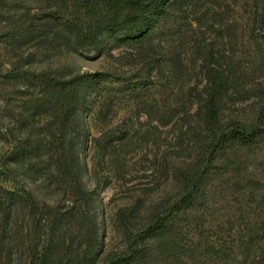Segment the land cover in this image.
<instances>
[{
  "label": "trees",
  "instance_id": "1",
  "mask_svg": "<svg viewBox=\"0 0 264 264\" xmlns=\"http://www.w3.org/2000/svg\"><path fill=\"white\" fill-rule=\"evenodd\" d=\"M34 1L9 33L12 59L0 64L3 99L19 108L11 113L13 128L0 131V141L8 134L15 139L0 155V264H264V199L248 173L264 164V88L255 113L233 117L227 109L249 72L242 63H221L226 34L239 29L250 43L263 44L264 62V0ZM235 5L245 16L233 24L226 14ZM208 34L216 38L207 42ZM156 38L168 40L163 64L150 63L154 70L182 71L190 45L191 63L200 62L205 83L196 101L199 124L190 130L194 155L175 173L174 196L118 210L114 222L123 245L107 252L101 204L88 188L81 156L90 132L86 115L103 93L100 79L30 65L37 55L58 51L99 55L128 46L149 53ZM29 47L35 50L25 56ZM39 122L47 134L40 135ZM107 157L112 165L119 160L115 151ZM218 166L231 176L218 192L234 195L239 216L213 214L220 204L210 196L211 174Z\"/></svg>",
  "mask_w": 264,
  "mask_h": 264
},
{
  "label": "rangeland",
  "instance_id": "2",
  "mask_svg": "<svg viewBox=\"0 0 264 264\" xmlns=\"http://www.w3.org/2000/svg\"><path fill=\"white\" fill-rule=\"evenodd\" d=\"M34 6V0H0V64L12 59L13 53L7 47L15 21ZM233 7L234 10L227 13L226 18L235 24L242 20L245 13L240 7ZM241 31L239 29L232 37L226 34L227 42H223L222 46L225 58H219L223 64L229 62L235 66L242 63L244 67L241 70L249 72L238 82V88L234 91L235 100L227 109V113L233 117L255 113L261 105L259 90L264 88V62L259 56L263 44L260 48L255 46L243 38ZM206 36L207 42L216 38L210 34ZM166 41L156 38L153 41L156 51L149 53L141 47L128 46L99 55L58 51L47 57L37 55L30 65L34 69L91 74L100 79V91L103 93L93 98L95 110H90L86 115L90 132L87 147L81 156L88 165V188L96 191L101 204L102 237L107 252L120 249L123 245L122 234L114 222L118 210L139 200L149 207L174 196L175 173L178 168L190 165L194 155L195 145L190 130L199 124L196 101L205 80L200 72V62L191 63L195 58L192 45L182 52L185 65L182 71L173 73L166 66L161 72L154 70L150 63L155 59L163 64ZM34 50L29 47L23 52L26 56ZM181 88L184 91H180ZM4 95L0 92V131L3 135L7 129L13 128L12 111L19 112L18 107L12 110L16 106L12 100L15 96L10 95L12 103L7 105ZM100 108L103 110L98 114ZM41 123L36 127H39L40 135H45L48 131ZM8 135L7 140L0 141V155L10 143L15 142L12 135ZM113 151L119 156L114 166L108 157L104 158V153ZM248 173L259 181L256 193L264 199V164L251 165ZM211 175L210 196L220 204H216L213 214L218 217L239 216L237 210L241 207L233 202L234 195L227 194L230 191L218 192L231 176L222 166L215 168ZM237 219L236 216L235 221ZM153 264L161 263L155 261ZM184 264L208 263L189 259Z\"/></svg>",
  "mask_w": 264,
  "mask_h": 264
}]
</instances>
